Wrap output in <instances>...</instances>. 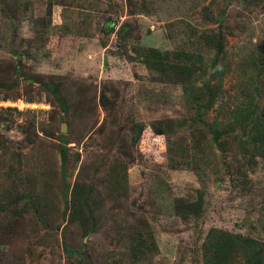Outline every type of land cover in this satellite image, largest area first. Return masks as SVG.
Listing matches in <instances>:
<instances>
[{
	"label": "trees",
	"instance_id": "1",
	"mask_svg": "<svg viewBox=\"0 0 264 264\" xmlns=\"http://www.w3.org/2000/svg\"><path fill=\"white\" fill-rule=\"evenodd\" d=\"M76 1L48 0L46 15L36 17L31 10L32 0H0V18L19 21L28 16L34 25V35L29 38L28 44L32 48L34 44L39 48L53 36L49 33L53 6L63 7V22L73 21L79 17L80 10H72L69 6H74ZM240 1L254 3L257 7L264 4V0ZM135 5V0H128V6ZM108 6L100 12L99 29L106 36L115 34L120 48L118 55L139 61L158 75V81L180 85L184 105L192 115L158 118L150 123L134 121L127 126L123 119L120 120L124 105L118 102L119 98L116 100L114 93L110 94L111 88L104 84L100 104L107 111L111 110L109 124L116 127V137H121L115 139L113 135L106 143L110 149L119 145L120 150L115 151L114 155L110 153L113 155L111 161L102 158L92 162L89 167L83 165L73 179L69 168L71 161L79 162L80 154L75 160L70 159L72 146L69 144L73 141L68 134L51 132L58 140L51 149L57 152L48 150L45 155L35 150L37 147L32 132L36 135L37 132L34 124L25 121L20 126V131L25 134L22 142L31 147L32 153L24 155L21 141L15 147V142L5 133L12 130L19 117L16 113L23 114V111L17 106L0 107V264L3 259L26 264V254H32V246L59 244V230H62L63 249L70 258H74L73 264H85L88 257L84 251L67 244V231L74 230L89 237L98 233L108 220L113 223L116 240L129 264L143 263L152 257L158 246L154 242L155 234L149 219L145 216H134L132 219H125V215L117 217V214L124 212L121 210L122 198L128 196L130 164L143 161V154H138L137 148L147 129L164 136L170 167H210L221 182L230 181L241 193L251 189L253 162L257 167L264 166V44L259 43L262 59L253 52L247 59H240L234 68L239 76L238 86L246 95L242 104L233 112H222L225 121L218 118L209 121L207 115L224 89L226 75L233 70V62L225 54L228 34H232L229 26L223 28L225 14L222 13L215 20L212 6L203 8L206 18L221 22L218 28L205 31L200 36V41L212 51L211 55H207L184 48L163 50L142 45L139 39L134 42L132 23L129 18L122 20L126 13L114 17L110 14L112 4L108 3ZM102 43L107 46L105 40ZM19 54L22 57L31 56L32 52L26 50ZM35 73H28L17 62L0 64V100L15 101L23 93L25 99L33 103L42 101L43 95H47L52 104L58 107V119L69 122L68 116L74 105L70 93L76 97L85 95L88 91L86 84L76 80L67 83L69 80L60 75L42 76L43 79ZM37 82L39 85H36ZM82 95L78 102L85 101ZM106 128V125L102 128L103 133ZM125 128L128 130L123 133ZM24 163L29 164V168ZM86 171L90 174L87 177L89 180L82 177H85ZM172 205V210L181 218L200 220L206 209V192L200 190L195 200L175 197ZM19 239L29 240L31 245L21 247V254L13 259L7 251ZM195 252V264H264L262 238L253 233L216 226L207 230L202 242L195 246Z\"/></svg>",
	"mask_w": 264,
	"mask_h": 264
},
{
	"label": "rangeland",
	"instance_id": "2",
	"mask_svg": "<svg viewBox=\"0 0 264 264\" xmlns=\"http://www.w3.org/2000/svg\"><path fill=\"white\" fill-rule=\"evenodd\" d=\"M135 2V6H128V0H77L69 8L80 10L79 17L77 20L64 22L63 7L55 5L49 32L53 36L39 48L35 44L34 48L28 44L29 38L34 35V25L28 16L19 21L0 18V64L17 62L28 73L37 72L35 74L41 78L60 75L69 80L67 83L75 80L84 82L88 90L85 95L81 94L85 98L83 103L77 101L81 98L80 94L76 97L70 93L74 98L73 110L68 116L70 123L58 119V107L52 104L47 95H43L42 101L33 103L28 102L23 93L15 101L0 100V107L18 106L23 111V114L16 113L19 117L12 130L5 133L15 142V147L21 141L24 155L29 156L32 153L31 147L22 142L25 134L20 131V126L26 121L32 122L37 132V135L32 132L37 147L35 150L44 152L45 155L58 142L57 137H54L56 135L52 136L51 132L69 135L73 141L69 144L72 146L70 159L75 160L80 154L79 162L71 161L69 168L73 179L83 165L89 167L92 162L102 158L111 161L120 146L110 149L106 142L113 135L115 139L121 137H116V127L109 124L111 110L107 111L100 104L104 84L111 88L110 94L114 93L116 100L119 98L118 102L124 105L120 120L123 119L127 126L134 121L150 123L158 118L192 115L184 105L180 85L158 81V75L150 72L139 61L118 55L120 48L115 34L106 36L99 29V19L102 16L100 12L110 7L108 3L113 6L110 14L114 17L126 13L122 20L129 18L132 23L134 42L139 39L142 45L163 50L184 48L207 55H211L212 51L200 41V36L205 31L218 28L221 22L215 20L222 13L225 14L223 28L229 26L232 30V34H228L225 54L227 59L232 60L233 70L226 75L224 89L207 117L209 121L215 118L225 121L222 112H233L242 104L246 95L238 86L239 76L234 68L240 59H247L253 52L262 59L264 51L259 53V43L264 44V4L257 7L254 3L240 0H215L214 3L212 0ZM31 5L32 13L36 17L46 15L48 0H32ZM205 6H212L211 12L215 20L205 17ZM104 40L107 46H103ZM26 50H30L32 55L22 57L19 53ZM132 53L131 55L135 54ZM63 124L67 126L66 132L62 131ZM103 125L107 127L104 133ZM127 130L125 128L123 133ZM146 131L137 148L138 154H143V161L131 163L128 171V196L121 200V210L126 213L117 214V217L125 215V219L145 216L152 224L158 250L146 263L136 264H195V246L202 242L207 230L213 226L253 233L264 240V166L257 167L253 162L251 189L241 193L230 181L221 182L210 167H170L167 164V141L164 136H159L150 129ZM192 152L196 153L194 150ZM24 164L29 168V164ZM84 175L82 177L89 180L88 171ZM200 190L206 192V209L200 220H185L172 210L175 197L195 200ZM251 225L253 226L249 229ZM61 232L59 230V244L32 246V254H26V264H73L74 258H70L63 249ZM66 235L70 247L84 251L87 255L85 264H129L116 240L112 221L108 220L98 233L89 237L74 230H68ZM28 245H31L29 240L19 239L7 253L15 259L21 254L19 249ZM1 264L16 262L3 259Z\"/></svg>",
	"mask_w": 264,
	"mask_h": 264
},
{
	"label": "water",
	"instance_id": "3",
	"mask_svg": "<svg viewBox=\"0 0 264 264\" xmlns=\"http://www.w3.org/2000/svg\"><path fill=\"white\" fill-rule=\"evenodd\" d=\"M66 130H67V126L65 125V124H63V129H62V131L63 132H66ZM88 237V236H87Z\"/></svg>",
	"mask_w": 264,
	"mask_h": 264
},
{
	"label": "built area",
	"instance_id": "4",
	"mask_svg": "<svg viewBox=\"0 0 264 264\" xmlns=\"http://www.w3.org/2000/svg\"><path fill=\"white\" fill-rule=\"evenodd\" d=\"M3 103H6V102H3ZM30 104V103H29ZM18 107V106H17Z\"/></svg>",
	"mask_w": 264,
	"mask_h": 264
}]
</instances>
